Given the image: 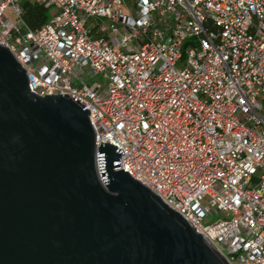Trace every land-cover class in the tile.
Returning <instances> with one entry per match:
<instances>
[{"label":"built area","instance_id":"obj_1","mask_svg":"<svg viewBox=\"0 0 264 264\" xmlns=\"http://www.w3.org/2000/svg\"><path fill=\"white\" fill-rule=\"evenodd\" d=\"M26 1L56 10L33 31L22 0H0L30 90L85 105L118 169L228 264H264V0Z\"/></svg>","mask_w":264,"mask_h":264},{"label":"water","instance_id":"obj_2","mask_svg":"<svg viewBox=\"0 0 264 264\" xmlns=\"http://www.w3.org/2000/svg\"><path fill=\"white\" fill-rule=\"evenodd\" d=\"M84 107L34 94L0 41V264H228L118 169Z\"/></svg>","mask_w":264,"mask_h":264},{"label":"trees","instance_id":"obj_3","mask_svg":"<svg viewBox=\"0 0 264 264\" xmlns=\"http://www.w3.org/2000/svg\"><path fill=\"white\" fill-rule=\"evenodd\" d=\"M22 9L23 20L26 23L27 27H29L33 31L39 29L49 20V9L45 8L42 5L24 2L22 4Z\"/></svg>","mask_w":264,"mask_h":264},{"label":"rangeland","instance_id":"obj_4","mask_svg":"<svg viewBox=\"0 0 264 264\" xmlns=\"http://www.w3.org/2000/svg\"><path fill=\"white\" fill-rule=\"evenodd\" d=\"M24 2H28L26 0H22L21 2V6ZM30 3V2H29ZM56 12L55 8H51L48 11V17L49 19L53 16V14ZM7 16L9 17V19L14 22L17 23V19L16 16L13 12V9L10 8L9 11L7 12ZM86 82L89 85H96L97 89H98V93L101 94L102 96H106V87H107V82L106 80H104L102 77L100 76H94L92 78H88L86 79ZM217 217H214L213 219L210 220V222H205V224H211L213 223L215 220H217Z\"/></svg>","mask_w":264,"mask_h":264}]
</instances>
